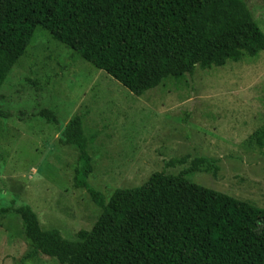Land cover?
I'll return each instance as SVG.
<instances>
[{"label": "trees", "instance_id": "1", "mask_svg": "<svg viewBox=\"0 0 264 264\" xmlns=\"http://www.w3.org/2000/svg\"><path fill=\"white\" fill-rule=\"evenodd\" d=\"M39 28L139 97L167 79L192 76L199 65L222 67L230 48L262 39L247 0H0V87ZM41 115L58 124L49 110ZM249 141L264 148V126ZM59 143L78 149L73 187L101 214L68 240L44 229L29 204L1 209L19 217L27 245L15 264L42 255L58 264H264V208L187 179L216 176L217 159L173 155L143 184L107 198L89 181L93 140L82 116L64 127Z\"/></svg>", "mask_w": 264, "mask_h": 264}, {"label": "rangeland", "instance_id": "2", "mask_svg": "<svg viewBox=\"0 0 264 264\" xmlns=\"http://www.w3.org/2000/svg\"><path fill=\"white\" fill-rule=\"evenodd\" d=\"M247 1L260 41L230 48L222 67L199 65L141 97L39 28L0 87V210L29 204L44 229L68 240L93 227L101 210L73 187L78 149L59 143L77 115L93 140L89 181L107 198L143 184L166 158L192 153L217 159L218 171L188 174L190 182L264 208V148L249 141L264 126V0ZM27 250L19 217L0 214V264H15ZM35 264L58 262L42 255Z\"/></svg>", "mask_w": 264, "mask_h": 264}]
</instances>
